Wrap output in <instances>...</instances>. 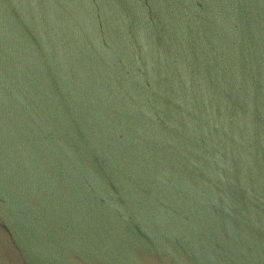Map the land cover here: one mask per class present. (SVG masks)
<instances>
[{
	"label": "water",
	"instance_id": "water-1",
	"mask_svg": "<svg viewBox=\"0 0 264 264\" xmlns=\"http://www.w3.org/2000/svg\"><path fill=\"white\" fill-rule=\"evenodd\" d=\"M0 264H264V0H0Z\"/></svg>",
	"mask_w": 264,
	"mask_h": 264
}]
</instances>
